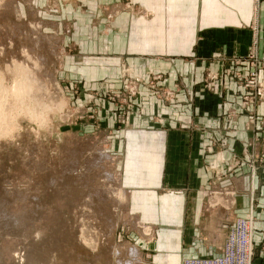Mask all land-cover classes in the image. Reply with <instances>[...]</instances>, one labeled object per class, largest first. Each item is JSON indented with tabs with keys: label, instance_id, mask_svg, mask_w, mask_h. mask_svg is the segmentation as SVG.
Masks as SVG:
<instances>
[{
	"label": "rangeland",
	"instance_id": "374dc122",
	"mask_svg": "<svg viewBox=\"0 0 264 264\" xmlns=\"http://www.w3.org/2000/svg\"><path fill=\"white\" fill-rule=\"evenodd\" d=\"M156 1L0 0V264L191 260L162 248V235L156 233L163 222L162 201L153 202L156 216L154 208L153 214L148 207L135 208L132 191L143 188L132 186L126 177L135 148L143 157L157 151L144 121L153 131L190 124L202 129L197 122L170 120L172 110L167 108L182 90L179 83L170 88L165 76L147 69L141 75L134 60L130 63L134 56H124L126 61L118 54L132 24L142 36L155 28L151 21L160 22L156 11L163 5L156 6ZM260 59L252 53L222 61L218 70H204L202 78L193 71L195 85L184 94L190 98L198 92L203 99L220 98V103L228 102L224 96H240L242 112L256 124L254 138L246 142L250 158L264 165ZM226 114L221 129L229 133L237 114ZM251 160L248 171L253 169ZM218 192L206 190L205 203L208 199L212 206L228 208L224 198L214 199L225 196ZM246 218L252 221V211L233 219L219 250ZM254 254L255 249L250 264Z\"/></svg>",
	"mask_w": 264,
	"mask_h": 264
},
{
	"label": "crops",
	"instance_id": "0c3cea01",
	"mask_svg": "<svg viewBox=\"0 0 264 264\" xmlns=\"http://www.w3.org/2000/svg\"><path fill=\"white\" fill-rule=\"evenodd\" d=\"M161 4L162 9L156 11L160 22L151 21L155 28L147 29L149 35L141 36L132 24V34L127 35L118 54L123 59L128 54L134 56L129 61L134 60L135 71L141 75L147 69L165 76L170 88L179 83L182 90L167 108L172 110L170 120L197 122L202 129L190 124L153 131L144 121L143 128L159 152L143 157L135 148L131 153L134 156L127 164V181L143 188V192L132 191V204L135 208L148 207L151 214L154 208L156 216L153 202L162 201L163 222L156 233L162 235V248H172L180 259L219 256L233 219L252 211V264H264V165L259 158L251 157L253 169L246 168L251 159L246 142L254 138L255 119L242 112L240 96H224L228 102L220 103V98L203 99L198 92L190 98L184 94L195 85L193 71L202 78L207 68L218 70L219 62L242 60L252 53L264 60V0L155 2L156 6ZM138 59L143 60L140 63ZM235 66L240 69L244 65ZM228 85L237 92L234 84ZM227 112L237 114L234 125L228 126L229 133L221 129ZM213 180L217 184H210ZM211 188L225 192V196L219 194L214 199L224 198L228 208L212 206L208 199L205 203L206 190Z\"/></svg>",
	"mask_w": 264,
	"mask_h": 264
},
{
	"label": "built area",
	"instance_id": "2783aa9c",
	"mask_svg": "<svg viewBox=\"0 0 264 264\" xmlns=\"http://www.w3.org/2000/svg\"><path fill=\"white\" fill-rule=\"evenodd\" d=\"M262 1V0H261ZM247 219V218H246ZM240 222L237 227L229 233L230 236L225 240V246L222 249L221 256L214 259L184 260L182 264H250L253 254V226L252 219L250 225L248 219ZM250 226V230L249 227ZM238 228V229H237ZM247 245H251V255L246 258Z\"/></svg>",
	"mask_w": 264,
	"mask_h": 264
},
{
	"label": "bare ground",
	"instance_id": "6f19581e",
	"mask_svg": "<svg viewBox=\"0 0 264 264\" xmlns=\"http://www.w3.org/2000/svg\"><path fill=\"white\" fill-rule=\"evenodd\" d=\"M256 2L258 3L259 2V0H256ZM14 65V64H13ZM18 65V64H17ZM19 66V65H18ZM8 67V66H7ZM22 67V66H21ZM14 71H15V69H14ZM26 74V73H25ZM33 77V76H32ZM17 80V79H16ZM34 81H37V78L36 79H33V82ZM20 82V81H19ZM18 82V83H19ZM36 83V82H35ZM14 84V83H13ZM32 84V83H31ZM38 84V83H37ZM1 85V84H0ZM15 85V84H14ZM17 85H20V83L19 84H17ZM23 85V84H22ZM33 85H34V83H33ZM32 86V85H31ZM35 86V85H34ZM38 86H40L39 84H38ZM15 87H17V86H15ZM36 87V86H35ZM2 88V87H1ZM13 88V87H12ZM18 88V87H17ZM19 88H22L21 86L19 87ZM17 90H20V89H17ZM24 90V89H23ZM26 90H28V89H26ZM26 90L24 91V92H26ZM39 91H41V90H39ZM1 92V91H0ZM3 92V91H2ZM16 92V91H15ZM14 92V93H15ZM22 92V91H21ZM30 92V91H29ZM36 92H38V91H36ZM13 93V92H12ZM18 93H19V91H18ZM21 94V93H20ZM51 94V93H50ZM13 95V94H12ZM28 95V94H27ZM26 95V96H27ZM32 96L34 95V94H31ZM31 95H30V97H31ZM47 95V94H46ZM21 96V95H20ZM37 96H39V95H37ZM41 96V95H40ZM42 96H44L43 94H42ZM49 96V95H48ZM21 97H23V96H21ZM28 98V97H27ZM33 98V97H32ZM32 98H31V100H32ZM46 98V97H45ZM21 99V98H20ZM20 99H18V100H20ZM23 99V98H22ZM30 99V98H29ZM1 100V99H0ZM24 100V99H23ZM23 100H20V101H23ZM48 100V99H47ZM2 102V101H1ZM7 102V101H6ZM8 102H10V101H8ZM29 102V101H28ZM38 102V101H37ZM4 103H5V101H4ZM36 103V102H35ZM27 104V103H26ZM29 104V103H28ZM6 105V104H5ZM1 106V105H0ZM2 107V106H1ZM0 107V108H1ZM48 107V106H47ZM11 108V107H10ZM2 109V108H1ZM35 109V108H34ZM43 110V109H42ZM28 111V110H27ZM5 112V111H4ZM2 113V112H1ZM6 113V112H5ZM7 114V113H6ZM8 115V114H7ZM37 115V114H36ZM34 116H35V114H34ZM6 117V116H5ZM41 117V116H40ZM3 119V118H2ZM33 119V118H32ZM2 122V121H1ZM4 122V121H3ZM83 221V220H82ZM250 223H251V221H249V225H250ZM91 227V226H90ZM249 228V230H250V226L248 227ZM85 230V229H84ZM88 230V229H87ZM251 245H247V253H246V258H248L250 255H251ZM118 264V263H117Z\"/></svg>",
	"mask_w": 264,
	"mask_h": 264
}]
</instances>
